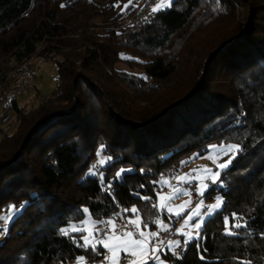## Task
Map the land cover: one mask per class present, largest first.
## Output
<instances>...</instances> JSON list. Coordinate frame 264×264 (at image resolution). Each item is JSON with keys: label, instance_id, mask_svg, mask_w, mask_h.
<instances>
[{"label": "trees", "instance_id": "trees-1", "mask_svg": "<svg viewBox=\"0 0 264 264\" xmlns=\"http://www.w3.org/2000/svg\"><path fill=\"white\" fill-rule=\"evenodd\" d=\"M118 1L0 0V88L32 57L58 66L50 97L29 111L15 97L10 104L19 124L0 139V214L24 207L6 231L0 226V264L97 261L103 248H82L70 238L79 233L60 229L82 221L84 209L107 221L136 207L152 222L153 181L215 142L242 148L222 185L205 194L225 203L198 239L164 256L172 264H264V0H174L132 32L122 21L134 5L121 11ZM118 63L142 69L143 88L147 79L160 87L140 99L114 71ZM102 144L112 158L103 183L85 175ZM122 168L131 171L112 180ZM223 217L246 226L228 235Z\"/></svg>", "mask_w": 264, "mask_h": 264}, {"label": "rangeland", "instance_id": "rangeland-1", "mask_svg": "<svg viewBox=\"0 0 264 264\" xmlns=\"http://www.w3.org/2000/svg\"><path fill=\"white\" fill-rule=\"evenodd\" d=\"M133 1H135V0H132V2ZM173 1L174 0H172V2ZM164 2H166V0H164ZM127 3H128V0H119L117 2V4H119L118 9L121 10L124 7V5ZM160 3H162V0H158L156 2V5L160 4ZM156 5H154V7ZM166 8H168V7H166ZM166 8H162V9H166ZM124 56H130V55L124 54ZM122 58H123V56H122ZM12 64H14L13 60H12ZM32 67H33V70L36 74V85L34 87L27 88L23 91H20L14 96L16 98L18 104L20 106H23L26 111H29V110L36 108L42 101H44V99L46 97H50L54 93L56 86H57V82H58L57 81L58 80V66H57V63L54 59L43 58L41 56H35L34 60H32ZM114 71L116 72V74L119 75L118 77L120 79H122V81L126 84V86L130 90H132L140 99H144L151 92H154L157 88L160 87V83H157V82L151 81L150 79H147L148 80L147 83L143 84L144 88L146 89L145 90L142 87L140 81H141V79H146L147 76H146V73L142 69H140L139 67H131V66L124 64V63H118L116 65ZM132 80L136 81V83L138 82V85H139L138 87H140V89L137 88V86H135L132 83ZM10 85H11V83L8 84L5 82V84L0 88V120L3 117H6V120L0 122V139L4 135H9V134L14 133L18 127V124H19L15 109L13 107H10V104L12 102V96H9ZM150 86L152 89L149 88ZM221 143H223L225 145L236 144V143H231V142H215V143H212L209 145H220ZM101 146H103L102 151H101ZM104 148H105L104 144L99 146V148L97 150L96 158L93 160L91 165L96 164L97 161L99 159H101V157H110L108 154H106L104 152ZM208 152H209L208 147L206 149H202L201 151L193 152L192 154L183 158L176 166H173V167H170L169 169H166L160 175L158 182L162 181V178H166L171 182V184L178 185V181L175 179L176 176L184 175L185 173H190L191 176H193V177L204 176L205 174L203 172H196L193 170L208 167V168H211L213 172L220 171V173H221L220 181L215 183V185L221 186L222 185V180H221L222 173L224 170L228 169L231 164H229V166L223 170L218 169L216 166V163H214L212 160L208 159ZM98 153H99V155H98ZM197 153L200 154L198 157H196L194 159H190V158L194 157ZM231 155L232 154L230 153L229 156H231ZM236 155H237V153H236ZM236 155H235V157H236ZM229 156L221 155L219 160H218V163H223L224 161L228 160ZM110 161H108L103 166H100L96 176H98L100 172H103V174H104V171H100V170L102 168L104 169L105 166ZM182 161H188V163L184 164V163H182ZM203 182L206 184H209L210 187L212 185H214L211 182V180H209V179H204ZM157 184L162 188L166 187L168 189V191H166V192L161 190V191H158L157 193L167 194V193L172 192V188L169 187L168 184H163L162 182H159ZM200 184H201L200 180H193L191 183H183V184L178 185V186L186 189L188 194H181L178 197H174L172 200L167 202V205L175 206V205L183 204L184 201H188V200L191 201V203L189 205H187V207L184 209V211L179 216L175 214V211L169 212L167 210V205L165 207L161 208L159 206L161 201H160V198L158 196L156 197L154 204L157 205L159 213L153 219L152 222H147V221L145 222L142 215L138 212V215L140 216L141 221H142L141 225H140L141 230L146 232V233H150V232H158L159 233V235L156 237H150L151 245H156L160 241L164 242L163 238L161 237V233L163 231H165V228L162 227L161 222L163 223V225H167V229L171 228L172 230H174L173 237L171 239H169L168 241L180 242L179 247H176L175 245H173V248L175 249V251H173L171 248H169L168 241L165 244L164 243L160 244V250H163V253H161V251L156 253V256H158V259H154V261H155L154 264H172V263H170V261H168L165 258L164 253H166L168 250L173 252V253H180L186 245L185 241H187V242L189 241L187 239L186 235L182 234L181 232H179L177 230L180 229L181 227H183L184 233L191 232L193 234V236L195 237L196 231H198V230H195L196 229L195 224L203 221L201 224V226H202L205 219L208 216H210L208 214L202 215V210L204 209V207L209 205V204L210 205L215 204L216 198L222 197V195L220 193H214L212 197L205 198V194L209 191L210 187L205 191L204 195H201L196 190ZM192 191H195L199 196L202 197L201 201L198 204H194L192 201V196H191ZM201 202H203V207H201L199 209L201 215L197 216V215H195V212L197 211V206L200 205ZM11 206H13V205H11ZM17 208H19V206H17ZM9 209H10V207H9ZM9 209H8V211H5L2 214H0V217L4 216L6 214H9ZM20 210L21 209H19L18 211L12 212L11 213V219L8 220L7 222L0 219V226L3 229H4V227L7 228L8 225L10 224V222L12 221V219L16 216V214H18L20 212ZM136 215L137 214L133 213V216H131V217L122 218V216H120L119 218H115L114 220L124 219V220L128 221L129 219H135ZM189 216H191V219L188 220L187 224H185V221L187 220V218ZM89 219L96 220L89 214V211H87L86 217L82 221L72 222L66 227H69L71 224H76L77 226L83 227L85 225H83L82 222L87 221ZM98 226L99 225H97V227ZM133 226L135 227V225H133ZM71 233H79L78 234L79 237L87 234L86 232H71ZM103 233H104V231L101 230L100 233H97V236H102ZM134 233H135L136 239H141V237L139 236V233L137 231ZM3 234L5 235L6 233L3 232ZM98 248H103V246L97 245V249ZM103 249H104V255L100 259H98L97 261L92 263V262L88 261L87 258H85V260L87 261V264H109V262L107 260H105V256L110 255L109 250L105 249V248H103ZM132 259H134V257L131 255L130 252L129 253L121 252L120 258H119V264H129V261ZM56 264H63V263H56ZM71 264H76V262L71 263Z\"/></svg>", "mask_w": 264, "mask_h": 264}, {"label": "snow or ice", "instance_id": "snow-or-ice-1", "mask_svg": "<svg viewBox=\"0 0 264 264\" xmlns=\"http://www.w3.org/2000/svg\"><path fill=\"white\" fill-rule=\"evenodd\" d=\"M131 3H132V0H128V3L124 5L121 11L126 10ZM114 6L119 7V4H116ZM171 6H172V0H166V2L162 0V3L157 4L154 8H152V11L157 12V11H160L162 8L171 7ZM121 55L125 59H136L134 57L124 56V54H121ZM208 149H209L208 159L216 163L217 168L220 170L227 168L229 164H231L232 160L235 158L236 153L242 151V148L239 144L225 145L223 143H221L220 145H209ZM102 150H103V146H101V151ZM230 153L232 154L231 156H229ZM199 155L200 154L197 153L194 157L190 159H194L198 157ZM221 155L229 156V159L224 161L223 163H218V160ZM111 159H112L111 157H101V159H99L96 164L92 165L89 168L88 172L85 175L86 176L96 175L100 166H103ZM182 163L187 164L188 161H182ZM130 171L131 169L122 168L116 172L112 180H119L123 177V175L126 172H130ZM193 171L203 172L205 175L193 177L191 176L190 173H185L184 175L176 176L175 179L178 181V185L183 184V183H191L193 180H200L201 184L197 187L196 190L201 195H204L205 191L210 187L209 184H206L203 182L204 179L211 180L213 184L220 181V175H221L220 171L213 172L212 169L208 167H204L201 169H194ZM99 179L101 183L104 182L103 172L99 173ZM112 180H109L107 184V188L109 190L111 189ZM159 182H162L163 184H168L169 187L172 188V192L170 193H167V194L157 193V196L160 198V201H161L159 205L161 208L165 207L167 205V202L172 200L174 197H178L181 194H188L186 189L178 185L171 184V182L166 178H162V181H159ZM159 182L153 181V183H159ZM141 187H144V186L141 185ZM136 195H139V193H136ZM141 198L145 200H151V197H141ZM190 203L191 201L188 200V201H184V203L180 205H175V206L167 205V210L169 212L175 211V214L179 216L184 211V209L187 207V205H189ZM224 203L225 202L222 197H217L216 203L207 207V214L211 215L217 210L221 209ZM156 206L157 205H153V207H156ZM23 207L24 205H20L19 208H17V206L15 205L10 206L9 214H6L0 217V219L7 222L8 220L11 219L12 212L18 211L19 209H22ZM201 207H203V202H201V204L197 206V211L195 212V215L197 216L201 215L199 211ZM84 211L87 212L88 210L84 209ZM124 211L125 212L131 211L132 213L137 214L135 219L128 220V224L135 225L136 231L139 233V236L141 237V239H136L135 233L132 231H124L122 234H117L118 225L115 223L114 219H109L107 221L89 219L87 221L82 222V224L85 225L83 227L77 226L76 224H71L69 227L60 229V233L64 236H70L71 232H86L87 233L86 235H83L80 237V240L83 241L82 244L80 243V240H77L75 236H70V238L73 240V242L77 243L80 247L91 248L93 251L98 252V254H99V251L97 249V245H102L103 248L109 250L110 255L105 256V260H107L109 264H119V258H120L121 252H124V253L130 252L131 255L134 257V259L129 261V264H148L149 260L158 259V256H156V253L160 251V244H163L164 242L160 241L156 245H151L150 237H156L159 235V233L158 232L146 233L141 230L140 225L142 221H141L140 216L138 215L139 209H137L136 207H133L130 210L124 209ZM232 217L235 218L236 214L233 213ZM190 219H191V216L187 218V220L185 221V224H187L188 220ZM223 220H224V224L226 225L225 231H226V234L228 235H236V233L232 231V227L240 228V227L246 226V224L242 225L239 222L235 223L232 226H229L230 224L229 217H223ZM202 222L203 221L196 223L195 228L199 229L201 227ZM100 224L105 225L107 228L110 229V231H105L102 236H97V233L101 232V229L97 227V225H100ZM161 224H162V227H164L165 230H167V225H163L162 222ZM123 227L127 229V224L124 225ZM3 230L6 231V227H4ZM177 231L186 235L188 240L199 238V233H196L195 237L193 236L191 232L184 233L183 227H181ZM185 243H187V241H185ZM179 244L180 242L178 241H168V246L173 251H175V249L173 248V245H175L176 247H179ZM203 258L204 257L201 256V259ZM76 264H87V261L85 260L84 256H80L77 258ZM242 264H251V262L243 261Z\"/></svg>", "mask_w": 264, "mask_h": 264}, {"label": "built area", "instance_id": "built-area-1", "mask_svg": "<svg viewBox=\"0 0 264 264\" xmlns=\"http://www.w3.org/2000/svg\"><path fill=\"white\" fill-rule=\"evenodd\" d=\"M157 1L158 0H135L134 7L131 13L122 21L123 28L128 32H132L142 24L147 23L149 20H151L156 15V12H153L152 8ZM32 58L15 68L12 73V81L9 90V96H12V99L18 92L23 91L27 88L34 87L36 85V76L32 67ZM157 190H162L164 192L168 191L166 187H157ZM191 194L193 203L198 204L201 201L202 197L199 196L195 191H192ZM208 206H210V204L204 207V209L202 210V215L207 214ZM115 223L118 225L117 234H122L124 231L136 232V228L132 224H128V221L124 219H116ZM126 224L127 229L123 227ZM100 228L104 232L110 231V229L105 225H100ZM196 233H198V231H196ZM173 235L174 230H172L171 228L163 231L161 233V237L164 240V244L169 239H171Z\"/></svg>", "mask_w": 264, "mask_h": 264}, {"label": "crops", "instance_id": "crops-1", "mask_svg": "<svg viewBox=\"0 0 264 264\" xmlns=\"http://www.w3.org/2000/svg\"><path fill=\"white\" fill-rule=\"evenodd\" d=\"M134 2H135V1H133L131 4L134 5ZM131 4H130V5H131ZM130 5H129V6H130ZM154 5H156V3H155ZM153 7H154V6H153ZM162 10H164V9H161L160 11H162ZM157 12H159V11H157ZM34 58H35V57H33L32 60H34ZM35 76H36V74H35ZM100 225H102V224H100ZM100 225L98 226L99 228H100ZM100 229H101V228H100ZM101 230H102V229H101ZM195 230H198V229H195ZM195 230H194V231H195ZM194 234H195V233H194ZM162 246H163V245H162ZM160 251H161V253H163V250H160ZM151 261H152V262H151ZM154 263H155L154 260H149V261H148V264H154Z\"/></svg>", "mask_w": 264, "mask_h": 264}]
</instances>
